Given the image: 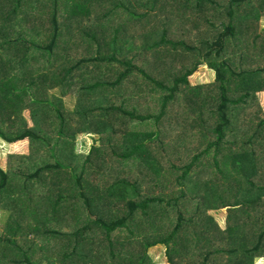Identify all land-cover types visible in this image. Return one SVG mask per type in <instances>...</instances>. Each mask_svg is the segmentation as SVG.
<instances>
[{
    "label": "trees",
    "instance_id": "16d2710c",
    "mask_svg": "<svg viewBox=\"0 0 264 264\" xmlns=\"http://www.w3.org/2000/svg\"><path fill=\"white\" fill-rule=\"evenodd\" d=\"M161 1L147 0L143 4V1L136 0L146 9L144 12L135 11L130 0L0 1L1 19L8 21L13 15L20 19L12 28L15 32H5L7 34L0 36V113L11 118L14 111L7 108V99L14 90L20 89L24 104L15 112L25 118L20 127L14 123L6 129L3 125L0 127V140L10 149H19L10 155L8 171L0 168V193L14 189L23 198L29 193L13 178L20 175L28 185L32 181L30 177H33L36 219L47 201L53 203L55 216L66 217L72 215L76 203L83 202L87 205L90 223L83 230H76L74 235L99 232L102 239L100 249L103 247L107 255L103 254L105 259L114 257L117 244L114 235L120 230L137 239H142L143 235L145 248L165 246L171 264L174 260L170 252L177 247L190 248L193 243L190 237H198L196 244L199 248L203 245L213 248L212 244L216 243L212 241L209 230L221 239L216 245L218 250H239L244 256H251L252 249L256 252L264 250V80L255 78L264 74V26L261 18L264 13L257 7L260 6L258 1L264 0H227L226 5L223 0H195L198 8L207 2L217 9L220 7L221 11L216 10L218 14L210 18L207 12L203 13L208 31L197 33L201 36L198 50L194 46H186L185 42L182 44L185 50L198 52L203 62H197L177 75L171 82L172 87L167 81L173 74L168 77L167 72L163 73L164 67L153 63L148 56L150 50L159 46L158 43L152 46L153 42H162L167 34L162 32L160 38L154 39V35L150 38L148 30L141 26V19L147 17L148 10H158ZM181 1L182 9H189L194 0ZM9 8L12 11L8 14ZM119 9L125 17L130 16L128 19L116 17L111 21ZM2 14H6L5 17ZM171 18L176 20L179 16L171 15ZM220 19H224L221 26L212 22ZM81 25L86 29H81ZM210 28L216 31L210 33ZM163 31H170L167 23ZM229 41L233 49L227 47ZM69 43L71 48H67ZM128 44L131 46L127 47ZM226 51L236 60L225 59L223 54ZM141 64H146L147 71L151 73L141 69ZM252 65L258 66L256 71L250 69ZM202 66H207L216 77V85L221 86L213 88H217L220 94L211 89L203 91L201 87H193L190 79ZM141 78H146L153 86L145 88ZM29 86L32 93L27 91ZM55 87H62L64 96L74 92L81 97L74 111L68 113L62 97H51L50 89ZM231 88L239 96L231 97ZM97 89L102 102L95 100L90 103L94 99L89 92ZM161 91L169 94L154 101L155 95ZM180 91L189 93L182 107L192 108L191 111L197 114L192 126L205 121V109L208 110L210 124L207 133L203 134L213 139L208 149L213 147L216 149L214 154H218L213 158L217 180L204 182L200 177H192L193 180L183 187L179 185L181 180H189L191 171L195 174L199 171L198 163L203 164L199 154L190 162L175 157L183 146L180 139L189 132L188 129L179 130L181 120L176 117L173 127L168 124L166 107ZM105 93L107 97L103 98ZM248 95L254 97L258 107L250 117L240 119L242 115L237 108L245 109ZM149 100L151 103L154 101L153 105ZM112 101L117 104L105 105ZM82 104H86L85 107ZM134 104V107L127 108ZM230 105L236 107L234 114L230 112ZM154 109L158 112L155 113ZM177 114L182 117V112L177 110ZM151 120L155 128L147 131L143 126ZM171 133L175 138L166 144ZM86 134L100 135L107 144L115 143V148L111 154L94 148L86 158H81L77 152V139L78 135ZM226 140H230L227 146L224 144ZM27 141L34 149V156ZM42 145L48 149L44 155L41 153ZM157 150V155H154ZM221 154L225 157L220 158ZM132 164L135 169L130 172ZM175 169H181L183 175L176 178L178 186L174 187L175 193L165 195L161 190L168 183L171 186ZM12 174L15 176L11 177ZM224 181L232 186L225 188L222 185ZM218 183L222 188L217 190ZM0 203L9 205L8 199H1ZM102 205H111V209H103ZM95 209L103 215L102 219L92 218ZM219 210L227 214L225 231L216 222V231L208 224L212 221L211 213ZM167 211L174 212L176 216L170 231L163 230L166 225L160 224L165 216L161 214ZM19 223H9L6 236L20 238L24 226ZM190 225H199L201 230L192 228L189 232L186 228ZM44 228L46 224L34 223V236ZM254 234L260 241H256L253 247L251 238ZM7 243L25 250L26 242L22 239ZM39 248L40 244L34 238L32 257L26 255L29 252L26 250L23 257H13L14 264H24L29 260L33 264H45L49 257L45 252L38 253ZM92 251H97V248L93 246ZM131 257L132 254L126 252L118 257L116 264H127ZM70 258L66 255L64 260ZM5 259L10 258L6 256Z\"/></svg>",
    "mask_w": 264,
    "mask_h": 264
},
{
    "label": "crops",
    "instance_id": "0c3cea01",
    "mask_svg": "<svg viewBox=\"0 0 264 264\" xmlns=\"http://www.w3.org/2000/svg\"><path fill=\"white\" fill-rule=\"evenodd\" d=\"M0 1L6 2L7 0H0ZM10 8L8 9L7 13L12 11V9ZM48 14L46 15L47 17H48ZM5 15L6 14H2L3 17H5ZM13 18H14V15L11 19H8V21H5V19L0 18V36L1 34H7L5 32H10V33L15 32V30H12V28L14 25H17L16 21L19 22L20 19L19 17L14 18V19ZM174 22H175V19L172 18V24H174ZM81 26H82L81 29L85 28L83 25ZM6 27H10V29ZM237 41L240 42L239 40ZM71 47H72L71 43L67 44V48H71ZM227 47L229 49H233L232 46H229V44H227ZM225 53L227 54V51ZM227 56L228 55H225V59L227 58ZM257 67L258 66L252 65L250 69L256 71ZM200 70L201 69H199V71ZM211 77L216 79V77H214L212 74H211ZM255 78L264 80V74L262 76H258ZM27 91H29V93H32L33 90L29 86L27 87ZM211 91L218 92L217 88H212ZM218 94L220 93L218 92ZM247 94L249 93L247 92ZM22 95L23 94L21 90L16 89L14 90V93H12L9 96V98L7 99L8 101L7 108L13 109L14 112H11L12 116L10 119L7 116H5L3 113H0L1 114L0 121L2 120L0 122V127H2L3 125L4 126L3 128L6 129L11 126V123H14L16 127H20L25 122V118L23 117V115L21 117L20 114L15 112L22 106V104H24V102L21 100ZM235 95L239 96V94L235 93L233 91V88H231V97ZM248 96H249V101L247 105H245L244 107L245 109H242L243 107L241 106H238L237 108L242 115L240 119H245V118L250 117V114L256 111L258 107L254 97H250L251 95H248ZM191 109L192 108H189L188 110L189 116L187 115L185 117V120H183L177 114V110L180 112L182 111L179 108L175 109L176 118L181 120L180 124L178 125L179 130L185 131L186 129H188V132H189L188 134L184 135L182 139H180V144L189 145L188 148H186L185 151H181L180 153H177L179 155H175V157L176 158L179 157L180 159H183L185 154H187L188 160L190 162L193 160V157L195 155L199 154L201 156L200 160L203 162V164L198 163L199 171L196 174L193 171H191L188 181L186 180V182H182L181 180L179 182V185L182 187L186 185L189 181H192L193 180L192 177H195V178L200 177L202 178L204 182L205 181L210 182L211 180H214V178L218 177L217 176L218 174L216 172L217 168L213 166V158L218 156V154L217 155L214 154V150L216 149H214L213 147L208 149L209 147L208 144H210V142H212L213 139H211L210 136L209 138H207V136H204L203 134V132H205V134L207 133V128H208V125L210 124V120H209L210 117L207 116L208 110L207 108L205 109V112H206L205 121H203L198 126H192L191 123L194 120L196 121L197 114L195 115L194 111L193 110L191 111ZM235 110H236V107L234 105H230V112L234 114ZM26 111L27 110H24L23 112H26ZM201 114H202V111L199 113V115ZM7 122H10V124H7ZM29 122H30V125H32V119L29 118ZM203 128L205 131L203 130ZM112 141L116 142V140L114 141V139H112ZM229 141L230 140H226L224 144H226L227 146ZM27 142L29 145V150L32 151V156H34V149L30 148V142L29 141ZM91 146L93 150L95 148L94 143H92L89 147ZM2 149H4V151H2ZM12 149H10L5 142L0 140V160L7 156L10 158V155H12L14 151L16 152L19 151V149H14V148ZM46 150L48 149H45V146L42 145L41 153L43 155L45 154ZM77 152L79 153L81 158H86L93 151H90L89 154L87 155V153L84 154L80 150L78 151V146H77ZM37 155L39 157L40 154L38 153ZM224 157H225L224 154L220 155V158H224ZM38 162L40 163V159H38ZM182 167L183 166H178V168H182ZM0 168L4 171H8V169L10 168V165L5 167L0 162ZM128 168L129 166L127 165L126 169ZM134 169H135L134 165L132 164L130 172H133ZM78 171L79 173H81L82 170L80 167ZM94 174H96V172H94ZM128 174H129V171L127 170L126 175ZM173 174H174L173 176L175 180L174 186L176 188V186H178L176 178L179 175L182 176L183 171L181 169L179 170L175 169ZM213 174H216V175H213ZM48 175H49V172H47V176ZM13 176L15 175L12 174L11 177ZM30 178H32V181H30L28 185L24 184L25 181L23 177H21L20 175L13 178L15 180L14 181L15 183L23 184L26 187L27 189L26 192L29 193V195L27 194V196L18 199L15 196L16 191L14 189H10L7 191L2 190L0 193V200L8 199V204H9L8 206H5V205H1L0 203V223L2 224L6 223L4 225V232L2 233L0 232V264H14L15 259H11V258L16 257V256L23 257L26 250L29 251V252H26V255L29 257H32V255H30V252L32 253L34 252V238L36 239L37 243L39 242L40 244V248L37 250V252L38 253L45 252L46 255L49 257L46 261H44L45 264H98L102 259H104L107 264H114V263L116 264L118 261V257L124 256L126 252H129L130 254H132V257L127 260V264H140V262L141 264H152V261L150 258L151 256H149V253L152 249H156L160 247L162 248V254L161 252H158L160 253L159 257L162 258V255H163L164 258L161 259L159 263L160 264H171L167 257V254H166L167 248L165 246L158 245L153 248H150L149 246H147L145 248V241H144L145 237L142 235L141 237L142 239L138 238V240H141L144 242L143 246L141 247L142 249H140L136 247V245L139 243L135 242L137 238H134L133 235L126 233L122 236H118L117 233L119 234L124 233L125 232L124 230H120L116 232L114 235L116 239V243H117L115 246V250L113 251L114 259L112 258V261H110L109 259H105L103 254L104 255L106 254L104 253L103 247L100 249L99 242L102 239H101V235L99 232H89L85 235H81V233L79 234L77 233V235H74L76 230H83V228L87 226V224L90 223V220L88 219V213H87L88 208H87V205L83 204V202L76 203L75 207L73 208L72 215L69 217H66L65 215H59V214L55 216L56 214L54 212L53 203L51 201H47L45 202V209L43 210V212L39 214L38 218L40 219L39 221H37L38 218L37 219L34 218V178L33 177H30ZM164 183H165V179H164ZM220 187L222 188V186ZM26 197H28L29 199L27 200ZM12 198L14 199L12 200ZM14 200L15 202L13 203ZM102 206H103V209L105 208L111 209V205H102ZM211 214H212L211 215L212 221H209L208 224L210 225L212 230L216 231L217 225H220L221 230L225 231L226 226H227V214L223 210H219V212H213ZM92 218L93 219L96 218L95 220L97 219L100 220L99 218L102 219L103 215L98 213V210L95 209V211L93 210L92 212ZM16 222H20L19 224H22L24 226V232L20 233L21 234L19 235L20 238H13V237L6 236V227L8 226V224L9 223L14 224ZM175 222H176V218H175ZM214 222H216L217 225ZM34 223L46 224V228H44V230L41 233L36 234V237L34 236ZM92 230L99 231L97 230V228H92ZM52 231L54 233H52ZM206 231H207V228H206ZM209 232H210L209 234H210V237L212 238V241L216 243V245H219L221 239H219V237L214 236L211 230H209ZM256 237H257V234H254L253 237L251 238L253 241V247L256 245V241L257 243L258 241H260L259 238L256 239ZM197 238H198L197 236L190 237L191 241L193 242L190 248H185V247L182 248V247L176 246L177 248L173 249L170 252L171 253L170 256H172L174 260L173 264H178V263L179 264H239V262L241 264H264V250H260L256 252L255 249H252L250 250L253 252L251 256H247L246 254L244 256L243 251H239V250L232 251L231 249L230 250L224 249L220 251L217 249L216 245L214 244H212L213 248H211V245L210 246L203 245V247L199 248L196 244ZM21 239L26 242L24 243L25 250L20 249V248L16 249L12 247L11 245H9L8 243L6 244V241H19ZM129 240L130 242L127 243V241ZM93 246H95V249L97 248V251H94V252L92 251ZM124 246L125 247L128 246V247H126L125 251H121V248ZM66 255L71 256V258L68 260H64V257ZM6 256L8 259L9 258L10 259L9 260L5 259ZM207 256H209V258ZM247 257H249V259H246ZM22 261H25V260L22 259ZM24 264H33V261L29 260L27 263H24ZM37 264H41V263H37Z\"/></svg>",
    "mask_w": 264,
    "mask_h": 264
},
{
    "label": "rangeland",
    "instance_id": "374dc122",
    "mask_svg": "<svg viewBox=\"0 0 264 264\" xmlns=\"http://www.w3.org/2000/svg\"><path fill=\"white\" fill-rule=\"evenodd\" d=\"M143 1V4H146L147 0H141V3ZM130 2L132 4L135 5V11L137 12H144V10H146L145 8L139 6L136 3V0H130ZM162 4L160 5L159 9L156 11H149L148 10V15L147 17H143L142 20V27L143 30L147 29L148 30V37H152L154 35V39L156 38H160L162 32L166 33L167 36H165V39H163L162 42L160 41H154L152 46H157V43L159 44V46H157L156 48H153L152 50L149 51V57L151 60H153V63H158L161 67H164V72H167L168 77H170L171 74H173V76L167 81V84L172 87V80L174 78L177 77V75H179L181 72H183L186 69H190L194 66L195 63L201 61L203 62V59L198 55V52L195 53L193 51H189V50H185V48H182V44L185 42L186 46H194L197 50L199 47V43L201 42V36H197V33L199 31H202V33H207L208 31V25L206 24V22H204L203 20L205 19L203 17V13L207 12V17L210 18L212 17V15H216L218 13L217 12L221 11V8L219 7L217 9V7H214L212 5L207 4V2L203 3V5H200L199 8L196 4V1L194 0L192 4H190L189 9H187L186 7L182 9L181 5L183 4V1L181 0H162L161 1ZM260 2V6L258 5L257 7L259 8V12L261 10V12L264 13V1H258V3ZM227 0H223V4L226 5ZM121 9H119L118 11L115 12L116 15H113V17L111 18V21L114 20V18H124V19H128V17L130 16H126L124 13H121ZM262 14V13H261ZM171 15L174 16H179V18H177L174 22V24H172V18ZM262 18V25L264 26V16L261 17ZM131 19V18H129ZM224 21V19H220V20H216V21H212L213 23H216L218 25H222V22ZM165 23L168 24V27L170 29L169 32L167 31H163L164 29V25ZM130 29H132V27H130ZM212 28H210V33H213ZM156 32V33H155ZM131 40H134L133 38H131ZM166 40V41H165ZM181 42V43H180ZM229 46H232L231 41L228 42ZM131 46V44H128L127 47ZM142 49V48H140ZM205 52H203L202 54H204ZM154 55H156V57H154ZM228 55L226 53L223 54V56ZM229 60H236V57L234 56H230L228 55L227 57ZM202 59V60H200ZM175 68H174V67ZM141 69H143L144 71L148 70V66L146 64L142 65L141 64ZM200 71L197 72L195 74V76H193L191 80L192 84L194 85L193 87H201L203 91H207L212 89L213 87H220L221 85L217 84V80L214 79L213 77H211V74L214 75L207 66H202L200 67ZM148 73H151L150 71H147ZM142 79V78H141ZM143 80V79H142ZM143 85H146L145 88H151V86H153V84L147 80L146 78H144L143 80ZM140 84V83H139ZM138 84V85H139ZM198 84V85H196ZM142 85V86H143ZM135 87V86H133ZM133 87H131L130 89H132ZM144 89H141V91H143ZM163 91H161V93L159 95H155L154 97V101H158V100H162V97L169 94V92H165L162 93ZM74 92H72L71 95L69 96H64V89L62 87H55L50 89V95L51 97L56 96V97H62L65 100V109L68 111V113H70V111H74V109H76V104L79 103V99L81 98L80 96L78 97V94L75 93V95L73 94ZM92 96L94 100H91L90 103H93L95 100L98 102H102L99 95H98V89L89 92ZM134 93H138V91H134ZM148 94H150L149 91H147ZM188 94L189 93H181V91L179 93H176L175 97L176 99H174L173 101H171L167 107H166V111L168 112V116L166 117V121L168 122V124L173 127V121L175 120L176 117V113H175V109H180L182 111V119L185 120L186 115L189 113V108L186 106L185 108H183L182 106L185 105L186 98H188ZM107 97V93H105L103 95V98ZM178 100V101H177ZM150 103L152 100H149ZM148 101V102H149ZM153 101V102H154ZM146 102V104L148 103ZM153 102L151 103L153 105ZM57 103V102H55ZM149 103V104H150ZM88 104V103H87ZM110 104H117L116 102L112 101L110 103H105V105H110ZM83 105V104H82ZM86 105V104H85ZM85 105H83L82 107H85ZM97 105V104H96ZM208 105V104H207ZM135 104L129 105L127 108H132L134 107ZM148 105H146L147 107ZM157 106V105H156ZM209 106H211L209 104ZM138 108H140V106H138ZM159 106H157V110H159ZM155 113H157L158 111L156 109ZM53 115V114H52ZM169 118V121H168ZM146 126H143L147 131L153 130L155 128L154 125V121H148L146 124H144ZM94 138V139H93ZM171 138H175L174 134L171 133V136H168L167 140L165 141L166 144L169 143ZM78 151L80 150L81 152H83L84 154L87 153V155L89 154L90 151L92 150V146L89 147L92 143H94V147L97 148V150H102L104 153H108L111 154L112 149L115 148V143H111V144H107L106 142H104V140H102L100 135H96V134H88V135H78ZM189 142V141H188ZM189 145H183L180 146V149L177 150L176 153H180L181 151H185L186 148H188ZM2 151H4V149H2ZM158 150L154 153V155H157ZM187 153V152H186ZM183 160L185 162H189L188 160V155L185 154V156L183 157ZM1 164L4 165L5 167L8 166L9 164V157H5L3 159L0 160ZM211 162V161H209ZM166 171V169H165ZM216 175V174H213ZM217 178H214V180H217ZM175 185V180L174 177L171 178V186L168 183L167 187L164 188V190H161V192H163L165 195H170V194H174L175 193V189L174 186ZM219 186L218 189H220V184H217ZM222 185L227 188L231 185V183H228L226 181H224V183H222ZM157 194V193H154ZM152 195V194H151ZM15 196L20 199L22 198V195H20V193H16ZM214 212H219V211H214ZM165 215L164 217L161 218L160 224L163 225V223L166 225L163 227V230L165 231H170L172 230V227L174 225L175 222V213L172 211H167V212H163L161 215ZM6 223L2 224L0 223V232H4V225ZM256 226V225H255ZM192 228H194V230H201V227L199 225H196V227H193L192 225H190V227H187L186 230L191 232ZM203 230V228H202ZM127 232L124 233H117L118 236H122L124 234H126ZM135 242L139 243L136 245V247L141 248L143 246V241L141 240H136ZM42 243V242H41ZM141 245V246H140ZM140 246V247H139ZM161 248V247H160ZM156 248V249H152L149 253V256H151V261L152 264L154 262V264H157L160 262L161 259L164 258V256L162 255V258L159 257L158 252H161L162 254V248ZM153 258V259H152ZM14 259V258H11ZM108 259L110 261H112L111 258L108 257ZM112 263V262H111ZM98 264H107L105 262L104 259H102ZM160 264V263H159Z\"/></svg>",
    "mask_w": 264,
    "mask_h": 264
}]
</instances>
